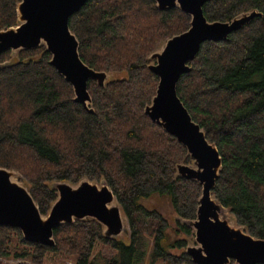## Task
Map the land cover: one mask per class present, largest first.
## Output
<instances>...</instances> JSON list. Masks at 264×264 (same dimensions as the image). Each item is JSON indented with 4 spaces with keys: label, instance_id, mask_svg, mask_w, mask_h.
Returning <instances> with one entry per match:
<instances>
[{
    "label": "trees",
    "instance_id": "1",
    "mask_svg": "<svg viewBox=\"0 0 264 264\" xmlns=\"http://www.w3.org/2000/svg\"><path fill=\"white\" fill-rule=\"evenodd\" d=\"M20 1L0 0V30L18 24ZM250 10L262 15L228 40L204 42L177 91L222 156L214 196L240 226L264 239V0L204 5L210 21ZM190 22L179 8L163 11L154 0H88L73 14L70 28L83 61L122 75L105 86L89 81L93 113L75 102L72 85L49 63L45 46L0 55V64L10 60L0 69V167L21 174L44 215L58 198L51 183L104 179L131 228L130 237L108 238L97 220H76L56 227V245L46 246L0 225V256L9 254L14 234L27 247L16 255L36 264L49 251L74 256L76 264H101L94 255L98 242L115 251L105 257L108 264H141L147 256L150 264H194L186 247L195 230L180 219L171 225L146 203L164 197L179 217H197L202 186L177 170L192 162L187 148L145 113L159 83L149 57Z\"/></svg>",
    "mask_w": 264,
    "mask_h": 264
},
{
    "label": "water",
    "instance_id": "2",
    "mask_svg": "<svg viewBox=\"0 0 264 264\" xmlns=\"http://www.w3.org/2000/svg\"><path fill=\"white\" fill-rule=\"evenodd\" d=\"M87 1L21 0L17 5L18 24L0 30V55L6 51L16 55L20 50L45 46L51 54L49 63L72 85L75 102L93 113L89 81L105 86L122 75L112 77L111 74L117 73L98 71L81 58L80 42L70 28V18ZM154 1L160 10L179 8L191 16L186 31L169 38L150 55L148 66L159 77V83L155 96L145 108L153 122L187 148L192 162L178 164V174L202 186L197 217L189 220L175 216V220L180 219L195 230L197 244H188L186 252L194 264H231L232 261L264 264V239L254 237L240 226L214 196L222 171V156L177 91L181 76L192 71L190 63L204 42L228 40L230 34L262 13L250 10L228 21H210L204 13L208 0ZM9 63L10 60L1 63L0 69ZM20 176L16 170L0 167V225L19 228L27 241L54 246L56 227L88 218L97 220L108 238L130 237L128 217L106 180L51 183L58 191V198L44 215L28 186L15 180Z\"/></svg>",
    "mask_w": 264,
    "mask_h": 264
},
{
    "label": "rangeland",
    "instance_id": "3",
    "mask_svg": "<svg viewBox=\"0 0 264 264\" xmlns=\"http://www.w3.org/2000/svg\"><path fill=\"white\" fill-rule=\"evenodd\" d=\"M118 74L119 73L111 74V76L112 77L120 76ZM15 180H20L22 182V176H20V178L15 177ZM146 203L148 204V206L156 208L157 210L162 212V214L168 219V222L171 225L175 224L174 220H175L176 213L169 199L164 198V197L154 196L149 201H146ZM170 236L172 239L177 237L174 231H171ZM188 241H189L188 244L190 245L197 244L195 241V236H190L188 238ZM149 243L150 244L147 246L148 255L151 254V251L153 248L151 239H149ZM24 249H27V247L23 245V243L19 240V237L14 234L11 235L10 238L8 239V249L7 250L9 251V254L5 256H0V264H36V263H33L30 258H26V257L19 258L18 257V254L24 251ZM16 253L18 254L16 255ZM114 253L115 251L113 249H111L109 246H107L106 244L102 242H98L95 246V250H94V255H96L95 260L101 264H108V260L105 257L110 256ZM40 264H76V260L74 256H70L62 252L49 251L45 255L42 263ZM141 264H150L149 256H147L146 260ZM157 264H165V263H163L162 261H159Z\"/></svg>",
    "mask_w": 264,
    "mask_h": 264
}]
</instances>
